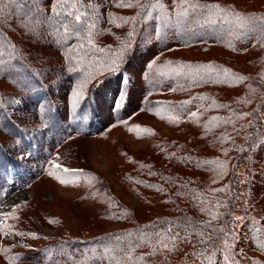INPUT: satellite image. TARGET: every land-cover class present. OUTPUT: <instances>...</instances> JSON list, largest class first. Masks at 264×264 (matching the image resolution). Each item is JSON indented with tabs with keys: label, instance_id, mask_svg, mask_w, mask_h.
<instances>
[{
	"label": "trees",
	"instance_id": "trees-1",
	"mask_svg": "<svg viewBox=\"0 0 264 264\" xmlns=\"http://www.w3.org/2000/svg\"><path fill=\"white\" fill-rule=\"evenodd\" d=\"M0 8V206L10 176L26 186L54 175L49 156L73 135L102 138L159 107L187 106L196 116L194 129L159 132L154 150L127 154L116 142L126 157L120 179L144 219L91 172L85 182L96 202L80 196L69 206L98 232L65 233L16 255L0 245V264H264V0H69L63 8L0 0ZM77 11L80 21L68 14ZM103 82L115 106L99 101ZM46 205L28 200L10 211L0 239L5 229L24 233L31 216L64 227Z\"/></svg>",
	"mask_w": 264,
	"mask_h": 264
},
{
	"label": "rangeland",
	"instance_id": "rangeland-1",
	"mask_svg": "<svg viewBox=\"0 0 264 264\" xmlns=\"http://www.w3.org/2000/svg\"><path fill=\"white\" fill-rule=\"evenodd\" d=\"M156 32V22L152 20L147 26L144 34L140 38L136 58L137 62H142L146 55L147 42L151 40ZM202 55H205L204 53ZM133 69V68H132ZM117 79L122 84L128 81L123 71L118 72ZM100 102H107L108 105L115 106L117 96L106 91V84L103 82L96 88ZM58 94H62L57 91ZM117 101V102H116ZM24 106L22 101L15 102V106ZM134 106L130 108L133 109ZM162 111V112H161ZM187 106L159 107L151 118L150 115L142 112L140 115L131 118L125 123L109 128L102 138H81L73 135L72 138L63 141L58 147L53 149L47 167L52 169L54 175H42L38 180L22 186L13 176H10V192L5 197V202L0 206V226L6 224V216L10 211L19 207L28 200H42L47 203L45 208H50L51 212H58L65 219V226L42 224L31 216L30 227L23 228L24 233H16L11 229H5L0 239L1 247H6L7 255H16L28 252L30 249L38 248L56 240L66 237L65 233H70L71 237H86L98 231L86 229L87 225L76 218V215L84 212L78 208L73 210L69 206L72 199L83 196L84 203H94L96 199L90 198V187L86 184V178L91 172H97L105 177L114 187L115 192L128 205L133 207L139 217L144 219L145 212L141 203L135 198L121 181L119 169L125 164V156L118 149L121 141L124 151L130 153L140 150H154L155 140L158 133L163 132L173 135L178 127L186 125L195 128V115ZM143 124H149L150 128L145 129ZM108 134V136H107ZM111 135V136H109ZM67 142H69L67 144ZM27 155H22V159H27ZM32 169L37 166L32 164ZM76 207V205H75ZM78 207V206H77ZM75 213V215H73ZM237 216L242 217V212ZM84 228V233L81 230ZM80 229V230H79ZM110 229V228H109ZM108 230V228H104Z\"/></svg>",
	"mask_w": 264,
	"mask_h": 264
},
{
	"label": "snow or ice",
	"instance_id": "snow-or-ice-1",
	"mask_svg": "<svg viewBox=\"0 0 264 264\" xmlns=\"http://www.w3.org/2000/svg\"><path fill=\"white\" fill-rule=\"evenodd\" d=\"M10 2H14V0H10ZM187 2H188V0H182L183 4H187ZM68 3H69V0H57V4L61 8H63V6L65 4H68ZM190 6L197 7L198 5H190ZM2 11H3V8H0V12H2ZM61 14H62L61 12H56L57 16H59ZM68 14L71 15L75 21H80L81 20V15L78 13V11L77 12H70ZM193 115H195V114H193ZM202 242L207 243L206 241H202ZM200 254H202V253H200ZM225 259H227V257ZM116 264H119V261H117Z\"/></svg>",
	"mask_w": 264,
	"mask_h": 264
}]
</instances>
